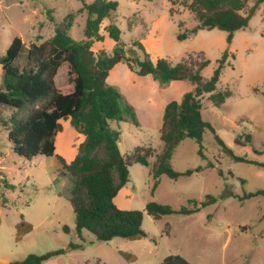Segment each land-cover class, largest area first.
<instances>
[{
    "label": "rangeland",
    "instance_id": "rangeland-1",
    "mask_svg": "<svg viewBox=\"0 0 264 264\" xmlns=\"http://www.w3.org/2000/svg\"><path fill=\"white\" fill-rule=\"evenodd\" d=\"M84 1L92 0H0V57L6 54L15 37H21L27 45L37 35L46 40L63 21L72 22L69 34L83 40L87 19L82 10ZM117 1L119 6L112 16L128 48L139 41L153 61L163 57L172 64L183 58L195 62L209 60L202 76L204 80L211 77L217 60L227 48L225 31L200 30L178 40V33L188 34L197 25L187 1ZM255 1L250 0L249 6ZM50 16L55 22L49 20ZM107 24V20L102 24L104 34ZM110 44H113L111 39ZM108 45L98 44L95 50L108 49ZM229 50L218 89H230L232 95L221 107H215L210 94H205L202 117L235 154L264 162V2L249 26L235 32ZM25 53L26 50L23 56ZM67 70V65L59 69L58 86L69 85ZM138 86L126 84L125 89L123 85L117 88L134 106L141 125L129 120L112 125L120 129L119 147L124 155H132L139 146L143 154L150 150L153 157L149 167L135 164L130 168V181L118 194L117 206L144 211L149 202L155 201L179 209L184 205L192 207L187 203L189 199L201 201L209 194L215 195L217 202L192 215L172 214L159 220L144 213L143 228L148 236L138 239L103 242L87 231L78 235L69 203L72 188L69 174L56 156L39 155L31 159L19 156L8 141V129L0 123V264L58 249L64 253L42 264H160L171 254H180L192 264H264V197L240 201L234 196L264 189V168L231 159L207 131L204 156L198 152L199 145L187 138L176 148L171 164L177 171L214 167L177 180L162 176L161 184L154 189L151 166L163 146L162 127H149L144 117L149 110L148 98L169 99L172 94H156L151 92V87ZM10 113L0 106V117L9 118ZM61 124L56 155L71 161L80 134L69 120H61ZM246 135L250 136V142H246ZM236 139L244 145L237 144ZM22 219L30 223L31 230L21 228L17 235L15 226ZM63 225L71 229L69 234L62 230ZM76 245L83 248H73Z\"/></svg>",
    "mask_w": 264,
    "mask_h": 264
},
{
    "label": "trees",
    "instance_id": "trees-1",
    "mask_svg": "<svg viewBox=\"0 0 264 264\" xmlns=\"http://www.w3.org/2000/svg\"><path fill=\"white\" fill-rule=\"evenodd\" d=\"M168 1L174 3L175 0ZM185 1L189 3L197 25L188 34L178 33V40H185L200 30L219 29L227 33V48L207 80H204L202 71L209 65V60L195 62L183 58L175 65L167 58L153 61L139 41L133 42L129 51L130 47L122 40V30L112 16L119 6L117 0L83 2L82 10L87 14L83 40L74 39L69 34L72 22L63 21L57 24L55 33L46 40L37 35L27 45L21 37H15L6 54L0 57V106L11 112L9 118L0 117V123L8 129V141L19 156L26 159L39 155L56 156L69 174L72 181L69 203L78 235L87 231L103 242L116 238L138 239L148 236L143 228L144 213L156 220L172 214L192 215L218 200L215 195L209 194L201 201L189 199L187 203L192 207L184 205L179 209L155 201L149 202L144 211L117 206L118 194L130 181V168L135 164L149 167V160L153 157L150 150L143 154L139 146L130 156L120 150L121 132L112 123L129 120L139 126V120L134 106L124 94L107 82L110 71L119 62L126 63L139 76L151 75L162 87L176 80L190 82L193 86L181 101L173 100L165 107L161 132L163 146L151 166L154 189L161 184L162 176L177 180L214 167L206 165L177 171L171 164L176 148L187 138L199 145L198 152L204 156L202 150L207 131L213 134L218 146L231 159L264 168V162L235 154L211 123L203 119L201 111L205 94H210L215 107H221L232 95L230 89H218L222 71L230 57L229 47L235 32L249 26L264 0H257L252 6H249L250 0ZM69 16L72 18L73 14ZM49 19L55 22L53 16ZM105 20L108 24L104 31L115 45L111 51L101 49L96 52L94 43L105 39L101 33ZM231 57L234 58V55ZM64 65L68 66L70 83L58 86L56 76ZM61 120H70L72 127L85 136L75 158L69 163L56 155V138L62 131ZM246 142H250L249 135H246ZM236 143L244 145L240 139H236ZM219 174L222 175V172ZM234 196L240 201L264 197V189ZM22 226L23 222L18 224V232ZM28 226L30 231L31 225ZM62 230L67 234L71 232L67 225H63ZM73 248L82 249L83 246ZM63 253V249H58L44 254H29L9 264H42ZM160 264L192 263L180 254H171Z\"/></svg>",
    "mask_w": 264,
    "mask_h": 264
},
{
    "label": "crops",
    "instance_id": "crops-1",
    "mask_svg": "<svg viewBox=\"0 0 264 264\" xmlns=\"http://www.w3.org/2000/svg\"><path fill=\"white\" fill-rule=\"evenodd\" d=\"M102 34L104 35V38H105L104 41H102V42H96L93 45V49L96 52L99 51V50H101V49H106L105 47H101V48L99 47L98 50H95V46L96 45L101 44V43H106L108 45V41L110 40V38L108 37V34L107 33L106 34L102 33ZM122 40H123V38H122ZM131 41H133V40H131ZM114 45H115V42L113 41V44H110V46L108 45L109 48L106 49V50L111 51L113 49ZM176 63H178V62H176ZM175 64H172V65H175ZM0 75L2 76V67H1V65H0ZM120 75H122L123 78H121ZM125 77H127V81L125 80ZM107 81L109 82V84L114 85L116 87H117V85L119 87H120V85L121 86L123 85V89H125V85L126 84H130V85L132 84L134 86H138L139 84H143L145 87H148V88L151 87V92L152 93H156V94L157 93H164V94L169 93V94H172L171 95V98H169V99H163L162 97L161 98L160 97H156V98H153L154 100H150L148 98V101L149 102H147V104H149V110H148L146 116L144 117V121L145 122L144 121L143 122L144 123H147V125L149 127H152V126H161L162 127V125H163V119H164L163 114L165 112L166 105L169 102L173 101V100L181 101L183 95L186 92H188L189 90H191L193 88V86H192V84L190 82L182 81V80H176V81H172L170 84H168L167 86H165V87H163V88L160 89L158 82L155 81L152 78V76L147 75V76H144V77H138V76H136L134 74L133 71H131L129 69L128 65L126 63H124V62H119V63H117L114 66V68H112V70L110 71L109 76L107 78ZM142 81H143V83H141ZM144 83L147 84L148 86H146ZM140 120H141V118H140ZM140 120H139V123L141 125ZM69 122H70V120H69ZM79 134L80 135L77 137L78 141L75 144L76 147H74V149H73V157L74 158H75V156H76V154L78 152L79 145L85 140V136L83 134H81V133H79ZM71 161H67V162L69 163ZM206 169H208V168H206ZM254 198H256V197H254ZM22 222H23L22 228L23 229L25 228V230H28V225H30V223L24 221V219H22L20 223H22ZM18 224L19 223H17L16 226H15V229L17 230L16 231L17 235H19V233H20V232H18V229H17Z\"/></svg>",
    "mask_w": 264,
    "mask_h": 264
}]
</instances>
